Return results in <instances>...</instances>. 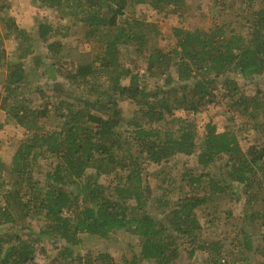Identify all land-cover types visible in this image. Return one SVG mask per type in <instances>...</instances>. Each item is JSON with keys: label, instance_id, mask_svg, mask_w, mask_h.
I'll list each match as a JSON object with an SVG mask.
<instances>
[{"label": "trees", "instance_id": "trees-1", "mask_svg": "<svg viewBox=\"0 0 264 264\" xmlns=\"http://www.w3.org/2000/svg\"><path fill=\"white\" fill-rule=\"evenodd\" d=\"M34 2L55 13L36 36L0 0V130L20 131L0 158V264H264V234L242 226H264V0H213L210 26H173L168 47L127 11L184 18L185 0ZM77 25L87 51L63 40ZM220 102L223 130L197 129ZM227 226L232 238L204 237ZM82 237L107 245L79 250Z\"/></svg>", "mask_w": 264, "mask_h": 264}, {"label": "rangeland", "instance_id": "rangeland-1", "mask_svg": "<svg viewBox=\"0 0 264 264\" xmlns=\"http://www.w3.org/2000/svg\"><path fill=\"white\" fill-rule=\"evenodd\" d=\"M4 7L6 8L9 16H13L15 20L18 22L21 28L32 33V35L36 36V26L39 20L44 22H54L55 13L50 10H45L43 8H36L34 0H2ZM215 13V7L213 0H185V12L184 18H178L173 13H167V16L163 14H157L155 10H152L148 5H137L127 11L128 15H132L134 18L149 22L153 24L156 28L157 32H154L152 29L147 30L145 33V39L147 42H154L158 46L168 47L171 44V35L170 29L173 26H180L185 29L192 28H207L210 26L212 15ZM215 15V14H214ZM232 14L227 15V20H231ZM65 20H63V24H65ZM3 26L0 23V36L3 35ZM74 32V33H73ZM64 41L70 43L73 42L76 46V43L79 44V47L82 51L89 50L88 44L82 41L83 28L80 25L75 26L74 29H71ZM23 40V39H21ZM24 41V40H23ZM32 45L36 48L37 54H43L45 52L44 49L40 46L39 42L32 40ZM2 48L5 52H10L15 47V41L7 40L2 38ZM5 55V54H3ZM30 59V58H29ZM142 63L138 60V64ZM69 65H67L68 67ZM55 78H58L57 73H53ZM261 85L260 92H264V76L262 79L257 81ZM245 91L248 94H252L254 92V86L252 84L245 85ZM222 103L214 106L208 111L196 115L195 123L197 129H200L203 123L208 121L209 119L215 124L217 131H222L224 127V119L222 114ZM176 116H184L185 114L181 111L175 113ZM0 122H2V118L0 117ZM240 123V121H238ZM20 131L16 129L15 126L4 125L0 130V158L3 160L4 164L7 166V163L10 161L11 154H13L16 145L18 143ZM249 141L253 140V134L249 132L248 134ZM156 181L154 179L151 181V186H154ZM264 194V190H263ZM254 210V209H252ZM252 210L248 211L251 213ZM235 214L240 213V209L234 211ZM202 222V220H200ZM244 222V221H243ZM245 228H250L252 241L254 243L259 240L261 234H264V226L262 227L261 233H258L257 226L255 225H246V222L242 224ZM204 237L209 241L214 239L215 236L226 235L232 238L236 230H232L231 227L227 226L225 229L207 227L203 231ZM115 237L118 240V248L123 249L124 252L129 253V251L138 250V242L137 239L125 232H118L115 234ZM80 245L77 249L79 250H102L101 248L106 243H102L94 238V237H82L80 241ZM128 247L132 248L131 250ZM111 253L115 254L116 251L113 248L109 249ZM202 256H197L195 259L184 260L181 264H200L202 260ZM42 261V259L40 258Z\"/></svg>", "mask_w": 264, "mask_h": 264}, {"label": "water", "instance_id": "water-1", "mask_svg": "<svg viewBox=\"0 0 264 264\" xmlns=\"http://www.w3.org/2000/svg\"><path fill=\"white\" fill-rule=\"evenodd\" d=\"M46 70L48 71V75H49L51 78L54 77V76H53V71L51 70L50 67H46Z\"/></svg>", "mask_w": 264, "mask_h": 264}, {"label": "crops", "instance_id": "crops-1", "mask_svg": "<svg viewBox=\"0 0 264 264\" xmlns=\"http://www.w3.org/2000/svg\"><path fill=\"white\" fill-rule=\"evenodd\" d=\"M12 17H13V16H12ZM15 21H16V20H15ZM16 24L19 25L17 21H16ZM19 27H21V26H19Z\"/></svg>", "mask_w": 264, "mask_h": 264}]
</instances>
